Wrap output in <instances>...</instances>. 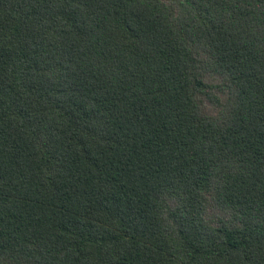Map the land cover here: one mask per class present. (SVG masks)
Masks as SVG:
<instances>
[{
	"label": "trees",
	"instance_id": "1",
	"mask_svg": "<svg viewBox=\"0 0 264 264\" xmlns=\"http://www.w3.org/2000/svg\"><path fill=\"white\" fill-rule=\"evenodd\" d=\"M0 264H264V0H0Z\"/></svg>",
	"mask_w": 264,
	"mask_h": 264
},
{
	"label": "rangeland",
	"instance_id": "2",
	"mask_svg": "<svg viewBox=\"0 0 264 264\" xmlns=\"http://www.w3.org/2000/svg\"><path fill=\"white\" fill-rule=\"evenodd\" d=\"M208 82H210V81L208 80ZM213 82H218V80L217 79H214Z\"/></svg>",
	"mask_w": 264,
	"mask_h": 264
}]
</instances>
